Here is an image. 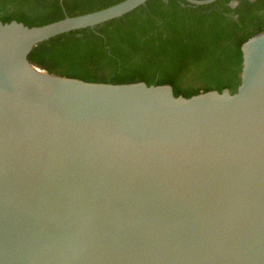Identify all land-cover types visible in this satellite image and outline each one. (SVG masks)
Wrapping results in <instances>:
<instances>
[{"label": "water", "instance_id": "95a60500", "mask_svg": "<svg viewBox=\"0 0 264 264\" xmlns=\"http://www.w3.org/2000/svg\"><path fill=\"white\" fill-rule=\"evenodd\" d=\"M145 1L0 21V264H264V30L240 47L235 92L90 82L27 58Z\"/></svg>", "mask_w": 264, "mask_h": 264}, {"label": "trees", "instance_id": "16d2710c", "mask_svg": "<svg viewBox=\"0 0 264 264\" xmlns=\"http://www.w3.org/2000/svg\"><path fill=\"white\" fill-rule=\"evenodd\" d=\"M119 1L0 0V21L41 25ZM263 30L264 0H147L119 17L39 42L27 58L50 74L90 82L168 84L184 97L235 92L240 47Z\"/></svg>", "mask_w": 264, "mask_h": 264}]
</instances>
